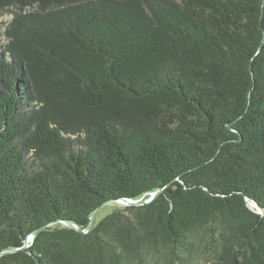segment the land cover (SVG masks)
Listing matches in <instances>:
<instances>
[{
	"label": "trees",
	"instance_id": "16d2710c",
	"mask_svg": "<svg viewBox=\"0 0 264 264\" xmlns=\"http://www.w3.org/2000/svg\"><path fill=\"white\" fill-rule=\"evenodd\" d=\"M203 257L264 264V0H0V264Z\"/></svg>",
	"mask_w": 264,
	"mask_h": 264
},
{
	"label": "water",
	"instance_id": "95a60500",
	"mask_svg": "<svg viewBox=\"0 0 264 264\" xmlns=\"http://www.w3.org/2000/svg\"><path fill=\"white\" fill-rule=\"evenodd\" d=\"M158 194H159V191L150 194L149 197H148L146 200H144L143 202H141L140 200H139V201H132V200H129V199H120V200H118V201H115V203L121 204V205H123V206H139V205H143V204H148V203H150V202H151V201H152V200H153ZM108 203H111V202H108ZM108 203H105V204L101 205L100 207H98V208H97V209H96V210L90 215L88 225H87V227H86L84 230H81V229H79L78 227H76V226H74V225H72V224L66 223V222H64L63 224H64L66 227L70 228V229H73V230H75V231H77V232H79V233H81V234H85V233H87V232L89 231L90 227L92 226L93 221H94V219H95V216H96L97 212H98V211H99L104 205H106V204H108ZM250 205H251V206H250ZM246 206H247V208H248L250 211H252V212H254V213H256V214H260V211H259L254 205H252L251 203L247 202V203H246ZM34 235H35V232L32 233L31 235L27 236L26 239H25L24 242H23V246H22V248H20V249H24V248L28 247V246H29L28 244L32 242ZM6 253H7V252L2 253V254H6Z\"/></svg>",
	"mask_w": 264,
	"mask_h": 264
},
{
	"label": "rangeland",
	"instance_id": "374dc122",
	"mask_svg": "<svg viewBox=\"0 0 264 264\" xmlns=\"http://www.w3.org/2000/svg\"><path fill=\"white\" fill-rule=\"evenodd\" d=\"M2 21H7L10 18L8 16H4L1 18ZM123 205L118 204V203H108L106 205H104L96 214L95 216V221L103 218L104 216H106L107 214H109L110 212L117 210L119 208H121ZM206 257L201 258V260H199V262H197V264H209L208 262L205 261Z\"/></svg>",
	"mask_w": 264,
	"mask_h": 264
},
{
	"label": "bare ground",
	"instance_id": "6f19581e",
	"mask_svg": "<svg viewBox=\"0 0 264 264\" xmlns=\"http://www.w3.org/2000/svg\"><path fill=\"white\" fill-rule=\"evenodd\" d=\"M251 206V205H250Z\"/></svg>",
	"mask_w": 264,
	"mask_h": 264
}]
</instances>
